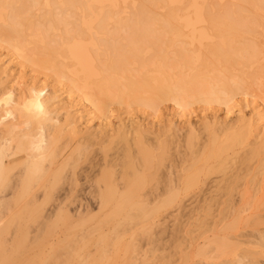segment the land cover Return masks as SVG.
Segmentation results:
<instances>
[{
	"label": "bare ground",
	"instance_id": "1",
	"mask_svg": "<svg viewBox=\"0 0 264 264\" xmlns=\"http://www.w3.org/2000/svg\"><path fill=\"white\" fill-rule=\"evenodd\" d=\"M1 42L17 57L28 55L23 46H37L32 49L37 52L31 53L34 59L30 56L22 59L36 69L46 67L54 76L65 78L71 91L79 93L81 100L99 114L105 112L106 100L150 109L170 101L185 109L195 102H227L232 96L251 90L264 98V50L261 48L264 47V0H0ZM14 91L12 87L0 90V194L16 198L9 201L1 196L0 209L7 214L13 205L17 206L20 201L22 205L6 216V222L1 223V217L0 264H97L99 259L94 258L95 254L84 251V257L80 255L84 248L76 253L72 251L65 243L68 241L66 235L53 244H49L50 239L45 238L43 232L42 236L33 234V239L27 238L30 237L27 222L36 207L30 205H39L43 210L46 204L40 205V202L49 203L62 180L69 187L64 193L74 194L77 170L86 158L84 152L88 147H73L78 152L76 158L72 153L61 157L56 150L60 129L51 124L59 125V121L39 107L34 90L29 86L25 85L18 94ZM241 129L239 132L232 130V134L210 131L197 148L198 135H188L189 168L174 179L171 178L173 165L168 141L146 142L142 137H135L128 139L134 141L131 146L130 141L121 138L126 148H121L120 162L108 161L105 154L102 163L90 160L92 173L86 177L93 184L90 194L96 196L93 199L96 212L86 204V208L78 205L70 214L67 208L60 207L65 198L61 197L60 201L57 196L59 202L55 209H50L47 215H38L36 220L41 218V222L37 226L40 225L45 233L54 227L72 226L74 229L94 223L89 231L97 232L98 239L120 244L124 234L135 226H141L149 234L153 225H142L173 204L177 194H207L202 204L199 203L201 206L190 207L188 217L191 220L195 214L201 212L203 215L214 206L216 210L223 196L231 197V190L236 189L233 184L241 177L239 168L235 171L232 167L225 168L227 153L235 143L246 138L247 132ZM258 150L257 145L247 150L245 160ZM16 167L21 169L14 175ZM96 167L97 170H93ZM162 169H166V174ZM148 170L153 173L149 175ZM65 171L70 175L68 180L64 179ZM36 194H42L43 199ZM151 194L162 195L154 197ZM28 196L31 198L23 203ZM224 211L215 212L218 217L215 214L213 219L217 217L218 220L208 225L205 221L198 222V230L203 231L187 238L189 250L201 246V258L217 259L235 256L241 244L256 243L243 233L241 237L247 239L235 243L236 236L230 234L236 228L235 211L233 208ZM1 212L5 215L0 211V216H3ZM254 222L257 225V220ZM222 223L224 225L218 229ZM104 228L108 229V234L104 233ZM13 229L14 236H11L9 233ZM192 232L189 230V234ZM178 233L173 240L169 238L173 244L171 260L166 259L167 263L162 260L161 264L189 263V255L181 256ZM8 235L13 238L8 240ZM89 235L82 237L91 240ZM256 245L264 250L261 237ZM44 246H50L51 252L47 255ZM134 249L132 244L128 245L126 253ZM78 253L81 258H77ZM127 261L123 264H128Z\"/></svg>",
	"mask_w": 264,
	"mask_h": 264
},
{
	"label": "rangeland",
	"instance_id": "2",
	"mask_svg": "<svg viewBox=\"0 0 264 264\" xmlns=\"http://www.w3.org/2000/svg\"><path fill=\"white\" fill-rule=\"evenodd\" d=\"M157 30L160 32L158 28ZM32 45L33 44H31V46H23L26 47V49L23 48V50L27 52L25 54H28L24 55L25 57L30 56L34 59L35 56L31 53L37 52L36 50H32L37 48V46L34 47L35 45ZM261 48L264 50V47ZM8 49L6 43H0V88L4 89L12 87L17 94L22 91L25 85L34 90L33 95L36 96L39 107L45 109V112H48L52 118L59 121V125L53 122L51 124L57 125L58 129H60L58 133V141L56 143L58 148L56 150L61 157H67L69 153H72L76 158L78 156V152L75 150L77 147H88L84 152L86 158L77 170L78 183L74 194H70L69 196V194H65L66 192L64 193V190H67L69 187L67 182L62 180L63 185L61 182L60 184H57V187H60L55 191L57 193L52 194L55 196H51L50 198L51 201L53 198L54 200L52 202L50 199L48 200L50 201V205L46 202L41 203L40 201L42 200H39L40 205L46 204L45 206L47 209L45 206L42 210L39 205L38 207L37 205H30L31 207H36H33V216H31V219L29 218L27 222L28 226H26V228H30H28L30 237L27 236L29 240H31V237L33 239L34 235H41L43 232V236L50 239L49 244H53L54 242L56 243L58 238L61 239L66 235V238L68 236V241L65 243L67 246L69 244L70 248L73 249L72 251L76 253L78 249L80 251V249L84 248V250H82L83 252L80 251V255L84 257L83 255L86 252L95 254L94 258L99 259L97 264H123V262L127 260L128 264H161L162 260L166 263L169 258V260H171L173 253V244H170L172 242L171 240H173V236H175L176 232L180 233L181 231L180 234L178 233L181 246V256H186V254L190 256V261L187 264H200V262H202L201 264H264V250L260 248L261 246L256 245L259 237L264 241V98H262L260 94L251 90L247 94L238 93L237 95L232 96L227 102H213L208 104L204 102H195L185 109L178 108L170 101L161 102L160 104H157L155 108L150 109L139 104L131 105L128 104L129 102H125V104L119 105L116 101L106 100V110L103 114H99L92 108V106H89L87 102L81 100L79 93L71 91V87L69 84H66L67 80L65 78H63L62 81L60 78L54 76L49 69H46V67L42 70L34 68L30 63H27L22 59L24 56L17 57L16 53L12 54V50L10 49L8 51ZM254 90H256V88ZM8 119H6V122L11 121L10 118ZM239 128H242L241 130L247 132L246 138L241 143H235L232 150L227 153L225 168L229 169L232 167L234 168V171L239 168L238 173L241 177H239V180L236 179V184H233V187L235 186L236 189L231 190L232 192H230L232 198L228 194L223 196L225 199L228 196L229 197L226 200L221 198V207L219 205L217 206V209L219 208V212L221 210H227V208L230 210L233 208L235 211L233 220H235L236 228L233 232H230V234L236 236L235 243L247 239L246 237H241L240 234L242 233L248 234V239L256 243H244L237 246L238 250L235 253V256H223L217 259H203L199 256L201 246L190 250L187 248V238L189 239L190 237H195L202 233L203 229L198 230L197 227L201 221H205L208 225L212 220L213 222L218 220L217 217L219 212L216 211L217 209H214L216 206L212 207V209H210L211 211H209V209L204 211L203 215L200 214L201 212L199 213L200 215L195 214V217L193 218L195 223L188 217L190 207L195 205L201 206L202 200L206 198L207 194H195V196H192L193 194L190 193L177 194V200L173 204L158 211L152 220L147 221L142 225L143 227L148 226V224L153 225L149 234L145 232L141 226H135L129 232L124 234L120 244L112 240L102 242L98 239L99 234H97V232L89 231L90 228L94 227V223L79 226V228L76 226L74 229L72 226H65L62 228L61 226L54 227V230H52L53 228H51V230L45 229L46 232H49L50 230V233L47 234H45L46 232L44 233L43 228L41 229L39 227L40 225L37 226V223L41 222V218H38L39 221L36 220L38 215H47L50 209V211L55 209V205H57L59 200H63L61 197L65 198L63 201L66 202L67 199L68 202H66V207L64 206L65 202L62 204L64 207H60L63 209L67 208L66 210H68L70 214L76 210L75 208L78 207V205H83L84 208L88 205L87 207L96 212V202L93 201V199H96V196H94L95 194H90L93 184L86 177L88 173H92L89 167L90 160L95 163H102L105 154L108 161H112V163L120 162V160H122L120 154L121 156L123 154V149L121 148L123 146V148H126L124 145L125 142L120 141L121 138L127 139L125 140L126 142L130 141L131 146L134 141L128 139H135V137H142L146 142L147 140L149 142H154L155 140L168 141L171 144L169 153L173 165L171 178L174 179L176 176L183 173L185 169L189 168L191 156L186 148V138L188 135L192 133L198 135L197 140L195 141L197 148L198 144L205 141L210 131H216L217 133H223L224 131L226 133V131H228L227 133L232 134V130H234V132H239ZM237 129L238 131H236ZM256 145L259 149L258 152L250 157L249 160H245V153L247 150L256 147ZM103 147L105 149L102 151L101 148ZM133 149H135V147H132V150ZM118 150H122V153ZM97 168L98 167L93 170H97ZM20 169L21 167H16L13 174H17ZM162 170L164 174H166V169ZM65 172L63 174L64 179L67 178L68 180V176L70 175L68 172ZM152 173L153 170H148L149 175ZM162 174L163 173L160 175L161 177L164 176ZM13 179H15V177H13ZM8 192V190L5 192L7 196ZM58 192H60V194ZM3 194H0V197H5L9 199V201L16 198V196L14 197L13 195V198H9V196L6 197V195L3 197ZM41 195L36 194V196H40L39 199H43ZM151 195L157 197V195L161 196L162 194ZM12 196L10 195V197ZM198 196L203 197L200 198ZM30 198L31 197L28 196L23 199V203ZM56 198L59 200H56ZM226 202L229 205H226ZM21 203L22 201H20L17 206L13 205V209L11 208L9 212L6 210L8 212L7 214L1 208L0 211H3L5 214L3 215L1 212L3 215L0 216V220L2 217L1 223L4 221L6 222L8 219L6 216L18 210L20 205H22ZM199 203L201 204L199 205ZM47 205H49L50 208L49 206L47 207ZM231 205L235 206L232 207ZM38 208L43 212H39ZM212 212L213 214H211ZM215 212H218V214ZM206 213L210 214L207 215ZM214 215L217 217H214L213 219ZM200 216H203V220ZM196 217L198 219L200 217V219H195ZM204 217L211 220L206 221L204 220ZM254 220H257L259 224L257 223L256 225ZM229 221L230 219L227 220L225 224ZM252 223H254V225ZM223 225L224 223L217 228L220 229ZM173 228L176 229L173 230L174 232L171 231ZM177 228L180 229V231H177ZM13 230L9 233L11 236H14L15 230ZM189 230H193V232L189 234ZM90 232H92V237L89 235ZM27 233L28 232H26V235ZM51 233H53L52 237L49 236ZM104 233H109L107 228H104ZM87 234L90 236L91 240L83 239V237L87 238ZM10 235L7 236L8 240L13 238ZM169 238H171V240ZM87 241H90L89 244ZM199 242H201V240H199ZM73 243H75V245ZM82 244L85 247H83ZM131 244L135 248V252H132L134 254L126 253V248ZM167 245L169 247H167ZM208 247L209 246L207 245L206 250ZM101 250L104 252L99 255L98 252ZM43 251L45 255L49 254L51 252L50 246H44ZM77 255V258H81L79 253ZM163 257H165V260ZM240 259L241 261H239Z\"/></svg>",
	"mask_w": 264,
	"mask_h": 264
}]
</instances>
